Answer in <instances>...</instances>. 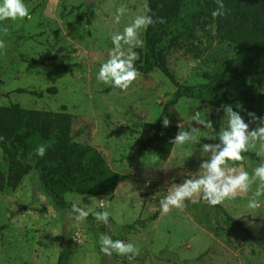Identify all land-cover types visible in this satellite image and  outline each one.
I'll return each instance as SVG.
<instances>
[{
    "label": "rangeland",
    "instance_id": "rangeland-1",
    "mask_svg": "<svg viewBox=\"0 0 264 264\" xmlns=\"http://www.w3.org/2000/svg\"><path fill=\"white\" fill-rule=\"evenodd\" d=\"M87 1L23 0L30 19L0 21V41L5 44L0 49V105L17 103L49 111L64 108L72 115L73 140L96 147L119 179L113 197L70 192L64 196L71 194L89 213L108 211L109 226L95 218L71 219V210L56 208L42 192L37 172L32 170L15 189L0 191V264H57L67 243L71 246L67 264H122L119 254L108 257L100 251L101 233L140 249L138 259L125 264H264V196L258 198L260 208L247 207L255 184L220 206L203 199L198 203L186 200L183 208L162 213L160 200L171 184L187 178L181 173L198 170L200 146L218 141L208 139L211 130L200 128L195 141L174 144L170 158L161 161L138 148L141 124L168 117L171 124L182 123L187 130L192 114L200 110L210 120L219 117L220 130L227 127L223 110L187 97L169 104L175 85L159 69L139 73L127 90L99 81V68L113 48L111 36L145 14L147 0ZM121 5L126 11L117 24L114 18ZM138 48L133 51L137 53ZM233 57L231 46H213L200 58L173 51L167 63L177 82L195 85L204 81L205 73L229 65ZM49 87L56 91L48 92ZM230 105L238 110L241 103ZM258 149L259 143L243 153V162H237L250 174L260 159L247 153ZM0 168L6 174L1 150ZM90 196L96 197L94 203ZM226 214L239 218L254 237H246Z\"/></svg>",
    "mask_w": 264,
    "mask_h": 264
},
{
    "label": "trees",
    "instance_id": "trees-1",
    "mask_svg": "<svg viewBox=\"0 0 264 264\" xmlns=\"http://www.w3.org/2000/svg\"><path fill=\"white\" fill-rule=\"evenodd\" d=\"M223 3L225 15L213 17L212 12L218 7L216 0H147L145 14L154 19L163 17L164 23L144 29V44L137 49L134 66L144 75L159 69L171 79L175 90L169 104H175L181 97L194 98L212 108L240 102L237 111L248 122V112L264 117V0H223ZM213 46L232 47L234 57L229 65L205 73L199 84L175 80L167 63L171 52L182 50L200 58L205 49ZM47 91L56 89L49 87ZM31 93L42 95L41 91ZM162 120L160 117L141 124L138 148L166 161L178 125L165 128ZM212 122L217 132L221 126L219 117L212 116ZM250 127L255 128L256 124ZM40 145L46 147L43 157L35 151ZM0 150L6 163V174L0 168V191L6 187L15 189L25 175L35 170L40 189L59 209L71 210L72 202L64 196L68 192L108 197L115 193L118 173L96 147L73 140L72 115L64 108L49 111L27 109L17 103L0 105ZM247 154L261 159L256 153ZM226 215L246 237H254L239 218ZM87 217L92 220L95 215L89 213ZM70 249L69 243L62 247L57 264H67ZM126 261L123 257L122 264Z\"/></svg>",
    "mask_w": 264,
    "mask_h": 264
},
{
    "label": "clouds",
    "instance_id": "clouds-1",
    "mask_svg": "<svg viewBox=\"0 0 264 264\" xmlns=\"http://www.w3.org/2000/svg\"><path fill=\"white\" fill-rule=\"evenodd\" d=\"M217 9L212 12L213 17L225 15V5L223 0H216ZM126 6L117 8L115 22H120L121 16L125 13ZM31 18L27 6L23 0H0V21L11 19ZM156 23H164L163 17L153 18L152 15H137L134 20L127 24L123 31L111 36L113 48L109 50L108 59L101 64L97 79L106 85L127 90L129 86L138 78L139 72L134 66V61L138 55L133 49L143 47L144 41L140 38V30L147 29ZM6 34L8 29L4 28ZM128 46L125 50L124 46ZM5 44L0 41V49ZM240 108V105L236 106ZM223 118L227 122L226 128H221L216 132L212 120L209 116L196 110L192 116V123L187 130L182 123L178 124L179 131L172 139V144L183 145L196 140V135L200 128L211 130L213 135L208 138L217 143H204L200 146L201 158L198 170L181 173L186 176L181 183H172L168 189V194L160 200V208L163 214L169 213L173 208L184 207L186 200L198 203L200 199L207 201L210 205L221 204L226 199H235L238 193L249 192L253 184L255 191L249 198L247 207L249 209L260 208L259 197L264 196V117L257 116L255 112H248V122H245L240 111L234 110L230 104L221 106ZM255 123L256 127L250 125ZM171 124L168 117L162 120V126L167 128ZM259 143L256 155L260 157V163L252 170V173L243 169L242 163L245 160L243 153L250 149H255ZM36 154L43 157L46 154V147L40 145L36 148ZM231 164V166H229ZM148 180L146 184H150ZM72 201L69 217L76 222L83 221L89 215L78 200H74L71 194L65 197ZM92 203L96 197L90 196ZM103 207V205H101ZM95 219L109 226L110 213L108 211H97L94 213ZM100 251L111 257L113 252L129 261L140 254V249L131 242L123 240H113L110 235L101 233L99 236Z\"/></svg>",
    "mask_w": 264,
    "mask_h": 264
},
{
    "label": "water",
    "instance_id": "water-1",
    "mask_svg": "<svg viewBox=\"0 0 264 264\" xmlns=\"http://www.w3.org/2000/svg\"><path fill=\"white\" fill-rule=\"evenodd\" d=\"M91 2H92V0H88V1H87V3H91ZM212 109H214V110L217 111L219 108L216 107V108H212ZM49 209L54 210V208H53L52 206H49Z\"/></svg>",
    "mask_w": 264,
    "mask_h": 264
},
{
    "label": "crops",
    "instance_id": "crops-1",
    "mask_svg": "<svg viewBox=\"0 0 264 264\" xmlns=\"http://www.w3.org/2000/svg\"><path fill=\"white\" fill-rule=\"evenodd\" d=\"M171 153H172V152H171ZM170 155H171V154H170ZM169 158H170V156L168 157V159H169ZM168 159H167V160H168ZM167 160H166V161H167Z\"/></svg>",
    "mask_w": 264,
    "mask_h": 264
}]
</instances>
